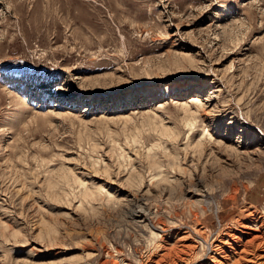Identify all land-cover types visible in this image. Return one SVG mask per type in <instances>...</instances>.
<instances>
[{
  "label": "rangeland",
  "instance_id": "1",
  "mask_svg": "<svg viewBox=\"0 0 264 264\" xmlns=\"http://www.w3.org/2000/svg\"><path fill=\"white\" fill-rule=\"evenodd\" d=\"M185 229L171 264L264 236V0H0V264H155Z\"/></svg>",
  "mask_w": 264,
  "mask_h": 264
},
{
  "label": "bare ground",
  "instance_id": "2",
  "mask_svg": "<svg viewBox=\"0 0 264 264\" xmlns=\"http://www.w3.org/2000/svg\"><path fill=\"white\" fill-rule=\"evenodd\" d=\"M193 189V188H192ZM200 189V188H199ZM197 189H195V190H193V191H196ZM197 192V191H196ZM199 192V191H198ZM197 192V193H198ZM201 192H202V190H201ZM201 192L199 193L200 195H201ZM193 193V192H192ZM206 193H208V192H206ZM194 194V193H193ZM196 194V193H195ZM203 194V193H202ZM199 195V196H200ZM206 195V194H205ZM198 197V196H197ZM196 197V198H197ZM201 197V196H200ZM195 198V199H196ZM194 199V200H195ZM194 200H192L191 201V203H193V201ZM197 200V199H196ZM199 200V199H198ZM199 201H197L196 203H198ZM206 202V201H205ZM187 203V202H186ZM201 203V202H200ZM200 203H198L199 205H201ZM188 204V203H187ZM190 204V203H189ZM195 205V204H194ZM189 206H191V205H189ZM197 206V205H196ZM199 207H201V206H199ZM143 208V207H142ZM145 210V209H144ZM135 211V210H134ZM143 211V210H142ZM142 211L141 210H136L135 212H133V218H136V219H139V218H142L143 217V213H142ZM251 212V211H250ZM249 212V213H250ZM132 212H130V214H131ZM250 222H252V221H250ZM255 222V221H254ZM253 222V223H254ZM251 224V225H246L249 229L251 228L252 230L254 229L253 227H256L254 224ZM245 224V223H244ZM259 226V225H258ZM257 229V228H256ZM164 230V229H163ZM194 230V232H195V234L196 233H200L201 235H202V231H203V229H202V227L200 226V227H197V228H195V229H193ZM227 230V229H226ZM261 231V230H260ZM153 232V231H152ZM263 232V231H262ZM255 233V232H254ZM174 234V233H173ZM230 234V233H229ZM264 234V233H263ZM207 235V234H206ZM254 235V236H253ZM252 236V238L251 239H249V241H248V244L250 245V246H252V244L254 243V240L256 239V238H261V240H259L258 242H256L255 244H253L254 245V247L252 246V248L250 247V249L249 250H247L246 248H244V249H242L241 251H244V254H243V256L241 255V256H239V258H237V259H233L234 261H232L231 262V264H244L243 263V261L242 260H244L245 261V264L247 263V262H249V264H251V263H254L255 262V260L253 259V257L251 256V257H249L248 255H253L254 253H255V251L256 250H258L259 249V252L260 251H264V236H261V237H258V236H260V235H255V234H253ZM171 236V235H170ZM200 236V235H199ZM194 237H196V235L194 236ZM204 238H200V241H201V244L199 243V244H196L195 242L194 243H192L191 245L190 244H188V243H186V241L188 240V239H192L193 238V235H192V232L189 230V229H185V230H183L182 232H175V234L173 235V237H170L171 239L172 238H174V240L172 241V242H165V241H163V240H161V242H159L158 244H157V250H158V252H154V253H156L157 255H158V258L156 259V260H154V262H155V264H171L172 262H173V258L174 257H177V258H181V257H183L184 256V254L183 253H185V254H188V255H190V256H192V255H197V253L199 252V251H201V252H204L205 251V249L207 248L206 247V245H204L205 244V242L207 241V239H206V236L204 235L203 236ZM201 239H203V240H201ZM217 239V238H216ZM222 239V238H221ZM214 240V239H213ZM220 240V239H219ZM224 240V239H223ZM226 240V239H225ZM246 240V239H245ZM222 241V240H221ZM227 241V240H226ZM190 242V241H189ZM223 242H225V241H223ZM244 242V241H243ZM215 243V242H214ZM242 243V242H241ZM246 243V242H245ZM179 244V245H178ZM211 244V243H210ZM181 245V246H180ZM212 245H213V243H212ZM242 245H243V243H242ZM245 245V244H244ZM178 246H180V247H178ZM222 246H223V243L221 244L220 243V245L219 244H216L215 245V247H213V251L216 253V252H219L220 250H222ZM211 246H209V248H210ZM248 248V247H247ZM156 249V248H155ZM241 249V248H240ZM211 250H212V248H211ZM240 251V252H241ZM256 252H258V251H256ZM181 254H183V256H181ZM256 256V255H255ZM259 256H263V254L262 253H260V255ZM148 257H153V256H148ZM188 258V257H187ZM149 259V258H148ZM183 259V258H182ZM182 259H181V261H182ZM191 259V258H190ZM190 259H188V260H190ZM180 260V259H179ZM186 260V259H185ZM187 260V261H188ZM258 260V259H257ZM149 261L151 262V261H153V260H150L149 259ZM177 261V260H176ZM186 261V262H187ZM190 262V261H189ZM182 263V262H181ZM151 264V263H150ZM153 264V263H152ZM174 264H176V263H174ZM183 264V263H182ZM248 264V263H247Z\"/></svg>",
  "mask_w": 264,
  "mask_h": 264
}]
</instances>
